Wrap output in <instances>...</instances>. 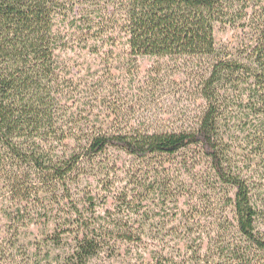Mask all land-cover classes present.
Returning <instances> with one entry per match:
<instances>
[{
    "label": "trees",
    "instance_id": "16d2710c",
    "mask_svg": "<svg viewBox=\"0 0 264 264\" xmlns=\"http://www.w3.org/2000/svg\"><path fill=\"white\" fill-rule=\"evenodd\" d=\"M115 2L121 11L115 21L132 58L198 62L203 102L198 120L178 133L133 126L120 118L102 125L61 121L66 81L57 62L61 45L54 27L65 1L0 0V180L20 201L49 195L57 212L69 201L76 215L48 218L54 227L44 242L63 252L62 264H89L116 250L118 242L140 245L145 238L104 229V218L95 217L94 198H89L85 218L69 186L82 175L110 168L105 159L111 150L147 161L197 149L213 174L209 181L214 178L232 191V197L224 196L233 216L206 246L192 247V258L197 264H264V232L257 227L264 178V7L253 14V43L242 51L224 52L214 37L216 24L235 25L252 3L264 0ZM121 200L117 216L134 209L126 198ZM21 213L12 217L15 224L28 219ZM56 260L60 264V254Z\"/></svg>",
    "mask_w": 264,
    "mask_h": 264
},
{
    "label": "rangeland",
    "instance_id": "374dc122",
    "mask_svg": "<svg viewBox=\"0 0 264 264\" xmlns=\"http://www.w3.org/2000/svg\"><path fill=\"white\" fill-rule=\"evenodd\" d=\"M64 1L54 27L61 45L57 62L66 81L61 89V121L102 125L120 118L133 126L169 133L195 124L203 105L196 60L132 58L127 37L115 21L121 12L115 0ZM261 7L264 2L252 3L235 25L216 24L218 49L235 54L252 44L250 21ZM105 160L112 163L110 168L82 175L78 184L69 186L72 200L88 218V201L94 198L95 217L104 218V229L131 231L145 242H118L116 250L102 253L89 264H197L192 247L202 242L206 246L233 216L224 196L232 197V191L214 178L209 181L212 172L197 149L147 161L111 150ZM262 178L257 227L264 232ZM125 198L134 209L117 216L119 201ZM68 206L65 201L63 212H57L58 205L50 204L49 195L29 203L20 201L9 184L0 180V264H58L59 254L62 264L63 252L52 249L44 238L54 227L48 218L76 215L74 206ZM17 212L28 217L23 224H15L17 218L12 217Z\"/></svg>",
    "mask_w": 264,
    "mask_h": 264
}]
</instances>
